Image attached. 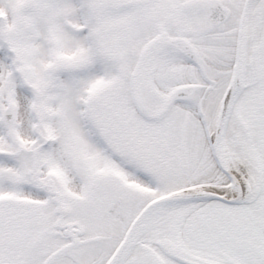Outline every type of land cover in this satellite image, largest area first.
Instances as JSON below:
<instances>
[{"label":"snow or ice","instance_id":"snow-or-ice-1","mask_svg":"<svg viewBox=\"0 0 264 264\" xmlns=\"http://www.w3.org/2000/svg\"><path fill=\"white\" fill-rule=\"evenodd\" d=\"M0 264H264V0H0Z\"/></svg>","mask_w":264,"mask_h":264}]
</instances>
